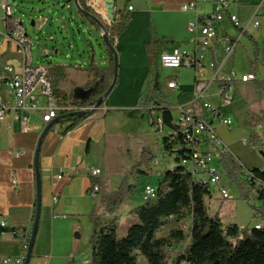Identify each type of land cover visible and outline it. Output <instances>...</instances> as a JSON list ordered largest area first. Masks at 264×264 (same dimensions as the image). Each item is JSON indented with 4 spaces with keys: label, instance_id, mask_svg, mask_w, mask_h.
<instances>
[{
    "label": "crops",
    "instance_id": "1",
    "mask_svg": "<svg viewBox=\"0 0 264 264\" xmlns=\"http://www.w3.org/2000/svg\"><path fill=\"white\" fill-rule=\"evenodd\" d=\"M260 1L240 0L230 8V12L239 19L245 34L242 35L240 30L230 25L227 20L222 23V34H227L236 40L237 44L230 57H225L220 51L216 55L212 52L206 54L205 66L201 70L204 79H211L215 71L219 76L227 75L233 71L237 78L247 73H253L256 77L255 81L264 80V12L257 10ZM189 2H196L198 8L206 12L214 10L211 0H208L207 3H203L202 0H114V15L122 10L129 14L126 29L119 37L115 38L114 49L127 54L137 47L143 61L146 59L148 62L143 45L149 41L151 36L173 42L174 44L163 46L156 53L154 57L155 66L159 65V55L163 52H170L173 49L192 52L193 45L188 41L189 34L186 27L194 14L181 11V6ZM70 4H73L72 0L68 3L64 2L62 8L71 10ZM85 5L104 9L102 0H85ZM130 7L131 10H129ZM252 18L259 22L260 28L252 26L250 23ZM54 23L55 19L42 18L37 22L32 21L31 26L36 28L38 32H45L48 25L53 30ZM74 24H79L89 32H97L102 39L103 32L98 29L97 25H92L82 18L77 11L74 17L71 14V18L65 16L57 21L60 32L66 35ZM47 40L54 41L55 37L49 33ZM241 40L250 46V57H247L248 71L240 74L234 70V56ZM253 42L258 45L260 50V56L256 63H254L253 58ZM88 47L87 64H78L75 58H72L73 60L66 65L60 63L65 68V77L59 85L66 94L73 92L76 88L85 90L87 83L94 80L93 76L85 70L91 61L90 51L93 50L91 43L88 44ZM58 52L54 47L50 49L45 45L42 54L45 57L51 54L57 55ZM93 55L94 67L102 72L105 80L111 82L108 57L97 59L94 50ZM0 62L3 65L13 66H17L19 63L18 56L13 49L6 46L0 47ZM210 62L215 63V71L209 68ZM250 62L253 63L250 64ZM146 72L147 67H144L139 77L140 88L131 95V108L143 91L142 82ZM207 72H209L208 76L205 75ZM102 79L103 77H100L96 81L102 82ZM168 79L176 80L179 88L174 91L168 90L165 86ZM194 81L191 85L190 99L186 103L174 106L172 110L177 106L193 103ZM255 81L246 83L235 81L230 92L231 103L227 106L220 105L215 85L203 94L199 102H194L197 113L203 116L214 128L223 146L232 144L236 137L238 127L234 123V111L245 114V125L249 121L250 114H264V92L254 89ZM162 85L168 100L170 95L174 94L179 98L185 92L176 76H168ZM233 88L236 91L238 89L243 98L236 97ZM113 95L114 92H110L109 98L105 99L101 108L92 116L84 119L74 129L66 131L67 124L56 125L43 141L39 154L41 211L29 264H89L94 226L91 214L98 201V195L92 198L87 192L90 187V170L99 169L101 171L99 177H106L109 189L113 190L110 186V178L116 170L112 167L120 165L124 161V155L129 151L126 139H122L119 132L112 130L119 121L118 117L113 120L111 118L108 122L105 119L106 113L109 112L108 108L119 109L120 107L112 100ZM203 103H208L213 108L218 109L220 114L229 116L232 121L231 125L221 124L213 112L202 110L201 105ZM232 103V109L227 110L226 107ZM146 113L150 116L156 115V113L158 115L159 111L151 106L146 109ZM151 121L152 119L150 123ZM30 123L35 126V129L26 135L20 133L18 124L12 122L9 117L3 121L0 128V223H5V227L9 231L17 230L18 234L23 231H29L30 234L35 215L36 193L33 159L38 137L44 127L35 119H31ZM263 127L264 125L260 124L255 128L261 130ZM242 139L244 138L241 137L240 140ZM93 145L97 149L96 161L102 165L100 167L93 160ZM87 148L88 152H86ZM204 148L211 150L210 147L205 146ZM21 150L26 152L23 157L14 158L12 156L13 151ZM212 151L215 154V159H217L218 152L214 149ZM215 166L218 168L216 164ZM106 174H110L111 177ZM58 176L61 178L57 179ZM12 178L17 181L16 188L11 186ZM221 185L224 186V184ZM53 197L57 198L56 203L52 202ZM22 243L21 237L15 238L11 232L2 234L0 236V257L19 255Z\"/></svg>",
    "mask_w": 264,
    "mask_h": 264
},
{
    "label": "trees",
    "instance_id": "2",
    "mask_svg": "<svg viewBox=\"0 0 264 264\" xmlns=\"http://www.w3.org/2000/svg\"><path fill=\"white\" fill-rule=\"evenodd\" d=\"M78 3L85 11H90L85 5V0H78ZM84 19L96 25L90 19ZM128 21V12L118 11L114 15V20L106 27L108 41L113 47L115 38L126 29ZM240 32L242 35L245 34L244 31L240 30ZM172 44L174 43L165 41L164 38L154 37L143 45L148 57L149 69L142 82L143 91L133 110H128V116L146 112V109L152 106L159 111L158 116L163 126L172 128V109L168 106V98L163 91L159 72L154 62L156 53L163 46ZM103 45L109 60V75L112 78V53L104 43ZM259 56V47L253 42L254 63ZM90 57L91 61L85 70L93 76L94 80L86 85L85 90L91 89L92 91L85 100L75 99L73 92L66 94L60 90L59 84L65 77V68L61 65L51 66L49 74L53 93L59 106L92 108L98 98L109 88L111 82L105 80L102 72L93 65L92 49ZM100 77H103L102 82L96 81ZM223 85L228 86V83ZM254 89L264 92V80L255 81ZM68 113L58 112L51 129L56 125L67 124L66 131H70L84 120L80 117H66ZM58 117L62 118L57 119ZM260 124L264 125L263 113L249 115L248 127L255 128ZM249 141L255 146L259 139L253 133ZM161 144L163 151L173 157L176 165L172 170L163 172L159 183L155 186L152 198L140 202L130 210L136 215V222L128 226L120 238L116 234L120 220L118 213L124 202L134 196L137 191L136 185L129 184L127 177L137 178L145 174L143 167L150 159L149 153L143 151L139 161L134 162L132 168L119 174L124 179L114 190L109 189L106 177L90 178V187L87 192L89 193L94 186H98L99 192L98 201L91 214L94 226L89 264H136L139 256L145 259L146 264H169V262L170 264H264V171L252 168L244 173L245 183L250 188L251 194L263 200V207L258 213V218L263 222L262 228L240 229L236 224L223 225L218 215L209 217L207 214L205 198L210 196V189L195 182L191 174L180 165L179 157L172 156V145L167 136H162ZM218 156L219 164L230 181L235 180L236 174L243 175L242 167L230 151H219ZM249 174L253 175L250 179ZM256 180L260 181L261 185L254 189ZM186 216L190 218L188 234H184L182 229L175 227L166 236H158L166 221L179 222ZM7 232H11L15 238L19 236L17 230L9 231L6 227L0 226V236ZM29 238L30 234L25 238L26 246ZM184 243H186L184 248L176 250V247ZM172 251H174L173 256H171Z\"/></svg>",
    "mask_w": 264,
    "mask_h": 264
},
{
    "label": "built area",
    "instance_id": "3",
    "mask_svg": "<svg viewBox=\"0 0 264 264\" xmlns=\"http://www.w3.org/2000/svg\"><path fill=\"white\" fill-rule=\"evenodd\" d=\"M14 0H0V47L6 46L12 48L18 56V65L0 66V128L3 121L9 117L12 122L17 123L21 134H30L34 131L30 121L35 119L42 127L52 122L58 112H72L76 110H89L77 108L71 105L59 106L58 100L55 97L52 89L51 77L49 70L51 65H34L30 54L32 40L26 33V30L20 20L14 16L13 4ZM208 0H202L207 3ZM214 5V10L206 12L198 8L196 2L185 3L181 6V11L184 13L192 12L193 18L187 23V32L189 34V43L193 45V51H184L173 49L170 52H163L159 55V66L164 69H180L183 67L194 69V94L193 103L189 105L177 106L173 110L177 113V119L172 122V128L168 133L164 134L169 138V143L172 145V156H178L180 165L183 166L192 176L193 180L201 183L211 189L214 186L218 195L222 200H229V192L225 186L221 185L222 174L219 168L215 166L214 157L216 152L228 151L227 147L223 146L214 128L208 121L197 113L194 102H199L212 86L217 88L221 106H227L231 103L230 92L232 84L235 81L241 83L255 81L256 77L253 73L236 77L233 71L227 75L219 76L215 71L216 65L214 62L209 63V68L214 70L213 77L206 80L202 76V69L205 66V56L212 52L216 55L220 51L225 57H230L236 47L237 41L232 39L227 34H222L221 25L227 20L230 25L241 30L243 27L237 16L230 12V8L236 5L240 0H211ZM96 14L101 18L105 26H109V22L101 7L94 8ZM264 12V0L260 1L257 10ZM131 10V7L129 8ZM250 23L254 28H260L258 21L252 18ZM264 34V29H263ZM228 83V86H224ZM3 84L7 89L2 91ZM168 90H177L179 88L177 81L168 79L166 81ZM202 110H210L216 115L220 123L230 126L232 121L229 116L222 115L218 109L213 108L208 103L201 105ZM150 125L154 126L155 131H163L162 120L159 116L156 117V122L151 121ZM241 142L251 150L255 146L247 139H242ZM210 147L207 150L204 147ZM14 158L23 157L25 151H13ZM155 165L158 161L155 160ZM101 171L99 169H91V177H99ZM253 175L249 174V179ZM58 176L57 179H60ZM261 182L256 180L254 189L259 187ZM11 186L17 187V181L12 178ZM251 188V191L254 192ZM99 188L94 186L89 191V196L94 198L98 195ZM155 187L144 185L142 187V201H146L153 197ZM53 203L57 202V198L53 197ZM1 227H5V223H0ZM186 226L185 229L188 228ZM263 222L259 219L254 225L256 229H260ZM29 235V231L19 233V237L23 240L21 253L15 257H0V264H23L27 246L25 244V236Z\"/></svg>",
    "mask_w": 264,
    "mask_h": 264
},
{
    "label": "rangeland",
    "instance_id": "4",
    "mask_svg": "<svg viewBox=\"0 0 264 264\" xmlns=\"http://www.w3.org/2000/svg\"><path fill=\"white\" fill-rule=\"evenodd\" d=\"M12 4L14 6V16L22 22L27 35L32 40L30 54L34 65H61L60 63H65L66 65L73 60L72 58H75L78 64H87L89 58V43H91L97 59L100 57L106 58L107 55L103 41L97 32L92 33L84 30L79 24H74L67 35L60 32L57 21L59 18L65 16L71 18V14L74 17L76 15L74 4H70L71 10L62 8L64 0H14ZM42 18L55 19L54 31L51 30L49 25L45 32H38L36 28L31 26L32 21L37 22ZM49 33L55 37L54 41L47 40ZM154 37L151 36L149 41ZM45 45L47 48L51 49L54 47L57 49L59 51L58 54H51L44 57L42 52ZM115 53L117 57V78L115 88L111 92H114L112 100L120 107L119 109L108 108L109 112L106 113L105 119L108 122L111 118L113 120L118 117L119 121L112 130L119 132L122 139H126L129 145V151L127 154L125 153L126 155L123 157L124 161L120 165L112 167L116 170V172L111 174L112 177L109 176L110 174H106L111 177V188L114 190L118 187L124 179L119 174L132 168L134 162L139 161L143 151L148 152L150 157L149 161L143 167L145 174L137 178L127 177L128 183L135 184L137 191L134 196L124 202L118 213L120 220L116 234L120 238L127 227L136 222V215L130 212V210L142 202V187L144 185L157 186L163 172L172 170L176 164L173 157L163 151L161 144L162 136L168 133L170 127L165 126L163 131H155L154 126L150 125L151 119L156 122L157 113L156 115L153 114L150 116L148 113L143 112L128 116V110H133L140 96H138L135 104L131 108V95L140 88L139 77L144 67H147V70L149 69L148 62H146V59L143 61V58L137 51V47L130 50V53L127 54H123L122 51H117L115 48ZM247 57H250V46L244 40H241L236 55L234 56V70L237 73L241 74L248 71ZM0 66L3 68L4 65L0 62ZM156 69L159 72L161 83L168 76H176L185 91L179 98L174 94L170 95L168 106L172 109L176 105L186 103L192 93L191 85L193 84L195 76L193 69H164L158 64L156 65ZM205 75L208 76L209 72L205 73ZM5 89L7 88L3 84L2 91ZM233 90L236 97L243 98L242 93L238 89L236 91L233 88ZM231 106L233 107V103L229 107H226V109L230 111ZM171 112L173 119L176 120V111L171 110ZM233 116L234 123L238 127L236 137L232 144L225 146L232 153L234 159L239 162L238 164L242 167L243 175L236 174L235 180L230 181L219 164V156L217 155V159L214 157V163L218 166L222 174L221 184H224L228 190L230 199L222 200L216 188L212 186L210 196L205 198V207L208 216L214 217L218 215L223 225L236 224L240 229H251L259 221L258 213L263 207V200L251 194L250 188L245 183L244 173L252 168L264 171V127L261 130H256V128L245 125L246 116L244 113L241 114V112L234 111ZM253 133L257 135L259 141L256 142L255 149L251 150L241 142L240 138L243 137L249 140L250 135ZM95 147V145L92 147L94 161H96L97 157V149ZM155 160L158 161L156 165L154 163ZM96 162L99 167L102 166L99 161ZM189 223V216H186L184 220L179 222L174 220L166 221L158 236H166L175 227L182 229L184 234H188V228H185ZM185 245L186 243L179 245L176 247V250H181ZM174 251L171 252V256L174 255ZM136 264H146V261L142 256H139Z\"/></svg>",
    "mask_w": 264,
    "mask_h": 264
},
{
    "label": "water",
    "instance_id": "5",
    "mask_svg": "<svg viewBox=\"0 0 264 264\" xmlns=\"http://www.w3.org/2000/svg\"><path fill=\"white\" fill-rule=\"evenodd\" d=\"M64 2L68 3L70 0H64ZM74 7L76 11L84 18L90 19L93 21L97 27L103 32L102 33V41L106 45L107 49L112 53L113 57V77L112 81L110 83L109 88L107 91L96 101L95 105L90 108L89 110H76L69 112L66 117H80L83 119H87L88 117L92 116L96 111H98L101 106L103 101L108 97L110 92L113 90L115 83H116V78H117V57L115 53L114 47L109 43L107 34H106V27L102 23L101 18L96 14L95 10L91 6H87L90 11H85L82 7H80L78 0H72ZM103 2V7H104V13L105 17L109 22H112L114 20V0H102ZM91 89H81V88H76L73 90V95L75 99L78 100H85L88 98L89 94L91 93ZM62 117H58L57 119H60ZM55 120L47 124L42 132L40 133L35 152H34V159H33V168H34V175H35V193H36V203H35V215H34V221L32 225V229L30 232V238L29 242L27 245L26 249V255L24 259L23 264H29L37 231H38V225H39V216H40V211H41V175H40V168H39V154H40V149L42 146V142L47 135L48 131L51 129V127L54 125Z\"/></svg>",
    "mask_w": 264,
    "mask_h": 264
},
{
    "label": "bare ground",
    "instance_id": "6",
    "mask_svg": "<svg viewBox=\"0 0 264 264\" xmlns=\"http://www.w3.org/2000/svg\"><path fill=\"white\" fill-rule=\"evenodd\" d=\"M111 24V23H110ZM108 27V26H107Z\"/></svg>",
    "mask_w": 264,
    "mask_h": 264
}]
</instances>
